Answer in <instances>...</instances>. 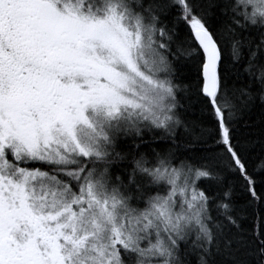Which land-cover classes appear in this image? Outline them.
<instances>
[{
  "label": "snow or ice",
  "instance_id": "obj_1",
  "mask_svg": "<svg viewBox=\"0 0 264 264\" xmlns=\"http://www.w3.org/2000/svg\"><path fill=\"white\" fill-rule=\"evenodd\" d=\"M0 264H264V0H0Z\"/></svg>",
  "mask_w": 264,
  "mask_h": 264
}]
</instances>
